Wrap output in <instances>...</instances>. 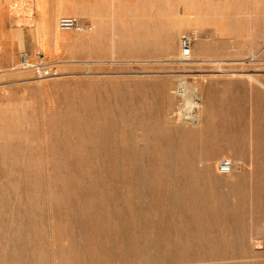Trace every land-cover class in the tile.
I'll use <instances>...</instances> for the list:
<instances>
[{
  "label": "rangeland",
  "instance_id": "374dc122",
  "mask_svg": "<svg viewBox=\"0 0 264 264\" xmlns=\"http://www.w3.org/2000/svg\"><path fill=\"white\" fill-rule=\"evenodd\" d=\"M0 264H264V0H0Z\"/></svg>",
  "mask_w": 264,
  "mask_h": 264
},
{
  "label": "built area",
  "instance_id": "2783aa9c",
  "mask_svg": "<svg viewBox=\"0 0 264 264\" xmlns=\"http://www.w3.org/2000/svg\"><path fill=\"white\" fill-rule=\"evenodd\" d=\"M59 27L62 31L70 32H86L88 28H86L78 19L76 18H63L59 22ZM182 49L184 52L185 57L191 56V48H190V42L186 39L182 43ZM22 62L25 67H29V61L26 56H22ZM34 70L36 71L38 77L40 79H46L51 76V72L49 70L43 69L39 66H34ZM182 94H184V91H181ZM241 170V164L238 162H235L233 160H224L219 165V172L221 175L228 176L233 173H237Z\"/></svg>",
  "mask_w": 264,
  "mask_h": 264
},
{
  "label": "bare ground",
  "instance_id": "6f19581e",
  "mask_svg": "<svg viewBox=\"0 0 264 264\" xmlns=\"http://www.w3.org/2000/svg\"><path fill=\"white\" fill-rule=\"evenodd\" d=\"M184 56V55H183ZM185 57V56H184ZM230 176V175H229Z\"/></svg>",
  "mask_w": 264,
  "mask_h": 264
}]
</instances>
